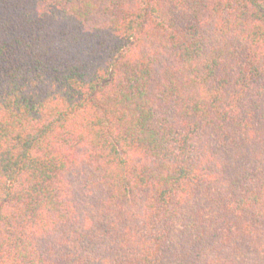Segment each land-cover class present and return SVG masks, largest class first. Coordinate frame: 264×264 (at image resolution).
Instances as JSON below:
<instances>
[{"label":"trees","instance_id":"trees-1","mask_svg":"<svg viewBox=\"0 0 264 264\" xmlns=\"http://www.w3.org/2000/svg\"><path fill=\"white\" fill-rule=\"evenodd\" d=\"M0 264H264V0H0Z\"/></svg>","mask_w":264,"mask_h":264}]
</instances>
